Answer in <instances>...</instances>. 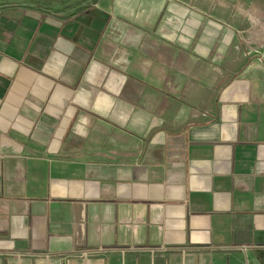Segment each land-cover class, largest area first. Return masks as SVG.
Returning a JSON list of instances; mask_svg holds the SVG:
<instances>
[{
    "label": "crops",
    "instance_id": "obj_1",
    "mask_svg": "<svg viewBox=\"0 0 264 264\" xmlns=\"http://www.w3.org/2000/svg\"><path fill=\"white\" fill-rule=\"evenodd\" d=\"M183 2L0 9V264H264V0Z\"/></svg>",
    "mask_w": 264,
    "mask_h": 264
},
{
    "label": "rangeland",
    "instance_id": "obj_2",
    "mask_svg": "<svg viewBox=\"0 0 264 264\" xmlns=\"http://www.w3.org/2000/svg\"><path fill=\"white\" fill-rule=\"evenodd\" d=\"M98 1L99 0H0V9L4 11V9L6 10L10 8L14 9V7H23L27 9L33 8L35 10L44 12L45 14L50 15L52 17L54 16L57 18H64V17L71 16L73 14H77L85 9H91V8L93 9L94 4ZM183 1L184 0H164L166 4L162 7V9L156 12H148V15H149L148 17H150L151 15L152 16L156 15L159 18L158 23L161 17L162 19L165 20V18L169 16L167 10L168 8L169 9L171 8L170 7L171 4L178 6L179 12H177L176 16L183 18V20H185L186 22L189 21L196 14L199 15V17H197L199 20L201 19V17H203L192 9H190L191 13L188 12L187 10L188 6ZM133 14L137 15L138 12L135 11L133 12ZM134 15H131V16H134ZM187 17H189V20H187ZM148 29H150L152 32L156 30L160 34L164 35L163 37L164 41L168 42V40L171 38L170 35L174 34L176 36V39L179 38L182 42L187 43V40L193 34V30H198L200 29V27L197 26L195 28L193 27L187 28V27H179V26L172 27L169 25V26H163L161 28V25L159 26V24H157L156 27H150ZM160 29H163L164 32L162 33ZM84 115L86 119L89 118L88 111H86Z\"/></svg>",
    "mask_w": 264,
    "mask_h": 264
}]
</instances>
